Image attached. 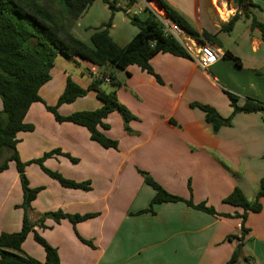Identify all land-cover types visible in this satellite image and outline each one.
I'll return each instance as SVG.
<instances>
[{"label": "crops", "instance_id": "obj_1", "mask_svg": "<svg viewBox=\"0 0 264 264\" xmlns=\"http://www.w3.org/2000/svg\"><path fill=\"white\" fill-rule=\"evenodd\" d=\"M163 1L200 34L192 39L208 43L217 52L215 63L203 69L191 56L158 52L149 63L161 82L134 64L115 71L111 66L79 59L75 64L88 73L86 81L77 80L66 69L56 71L53 65L51 78L39 90L44 102H34L25 115L33 129L18 133L16 147L21 160L58 148L78 161L57 154L46 158L44 165L66 178L91 181L89 190L68 188L36 163L25 168L29 185L43 186L31 201L34 215L55 210L97 212L75 224L67 218L57 222L46 217L44 227H35L56 248L61 264H224L239 242V217L212 215L184 201L161 202L154 205L153 213H139L148 207L154 190L137 169L147 171L169 192L194 203L204 202L218 212L242 211L223 202L236 186L248 199L254 197L264 177L263 112H237L229 125L214 131L205 113L190 103L209 104L224 118L232 112L225 91L236 94L239 105L246 98L264 104V38L259 28L251 26L252 16L264 23V0H246L241 6L233 0ZM134 5L137 10L133 14L140 18L148 15L149 2L140 0ZM105 7L107 14L94 27L109 17ZM236 12L240 18L233 28L222 30ZM109 32L123 46L137 28L119 10L113 14ZM203 32L214 35L216 41L204 38ZM93 73L114 77V84L109 82L111 89L134 116L125 122L118 111H112L104 119L108 128L100 130L117 140V148H104L91 140L84 126L56 121L45 106L56 103L67 76L85 87ZM100 105L95 91L90 90L71 103L59 105L58 111L66 115ZM22 201L16 165L9 161L0 172V233L21 228ZM260 201L261 210L249 212L244 222L247 231L242 236V254L247 260L237 264H264V197ZM30 239L34 241L32 232L22 249L43 262L45 251L40 244H30V251L26 248Z\"/></svg>", "mask_w": 264, "mask_h": 264}, {"label": "trees", "instance_id": "obj_2", "mask_svg": "<svg viewBox=\"0 0 264 264\" xmlns=\"http://www.w3.org/2000/svg\"><path fill=\"white\" fill-rule=\"evenodd\" d=\"M95 0H0V153L8 149V154L0 161V172L8 167L9 161H14L23 192V201L19 205L23 209L21 228L15 232L0 233V264H61L55 247L49 244L36 230L35 227H44L46 217L59 221L67 218L72 224L97 215V212L85 214H70L62 210L49 211L34 215L32 213L31 201L43 186L31 187L25 173V168L31 163H36L51 178L60 185L68 188L89 190L91 181L89 179L77 181L64 177L59 171L48 168L44 160L54 154H62L72 162L78 159L68 153L61 152L56 148L44 152L41 157L23 161L17 152L18 133L31 131L33 125L25 121V115L34 102H44L39 90L51 78V68L58 55L65 56L77 62L79 59L87 61L96 66H111L119 70L126 69L129 65H137L142 70L153 74L158 81L160 77L152 69L149 60L158 52H168L181 57H190L184 47L170 34L165 33L164 27L156 14L148 10L145 18L127 12V8L138 0H127V8L117 5V0H101L108 6L109 17L100 25L93 28L89 38L91 45L85 44L75 37L68 29L66 22L70 23L79 18L83 12ZM168 14L169 18L176 22L190 37L199 38L200 34L193 29L178 13L170 8L163 0H157ZM241 6L246 0H233ZM58 3L60 8L55 4ZM123 11L127 14L131 24L136 26L137 32L123 46L118 45L110 35L109 28L112 24L115 11ZM240 18L236 12L221 29L231 30L235 22ZM64 20V21H63ZM251 26L257 27L264 38V23L259 22L254 16L251 17ZM202 36L209 41H216L214 35L203 32ZM227 55H230L226 52ZM231 56V55H230ZM93 76L87 86H82L71 76L66 77L65 86L58 96L54 105L45 104L46 109L51 112L56 121H68L84 126L91 140L97 142L104 148H117V140L108 137L101 130L108 128L104 119L112 111H118L125 122L133 119V114L118 100L115 89L104 90L101 88L103 77ZM110 83L114 84V77L108 74ZM93 90L101 105L93 110L73 111L63 115L58 111L59 105L71 103L78 97L84 96ZM232 112L229 117H222L218 111L209 104L191 102L192 107H198L205 113V119L214 131L222 125H229L233 115L237 112H257L262 109L264 118V104L252 98H246L242 105L237 103L238 96L232 92L225 91ZM143 177V181L151 186L154 194L147 208L140 212H154V205L161 202L184 201L187 205L207 212L212 215L239 217L241 219V236L239 242L232 251L230 258L224 264H237L241 259L247 260L242 254V236L247 228L244 226L249 212L261 210L260 198L264 197V177L260 180L257 191L252 199H248L239 187L223 198V202L239 206L241 212L233 214L218 212L213 206L204 202L194 203L191 198H183L166 190L147 171L137 169ZM31 212V213H30ZM32 232L35 242L40 244L45 251L43 262L36 260L22 249V243L27 235ZM237 237L228 235L227 238ZM90 245L91 241L82 239Z\"/></svg>", "mask_w": 264, "mask_h": 264}, {"label": "rangeland", "instance_id": "obj_3", "mask_svg": "<svg viewBox=\"0 0 264 264\" xmlns=\"http://www.w3.org/2000/svg\"><path fill=\"white\" fill-rule=\"evenodd\" d=\"M138 1H140V0H138ZM118 2L123 5L122 7L127 6V0H117V3ZM152 2H155V1L149 0V3L154 7ZM55 5L60 8L58 3H56ZM105 5L106 4H104L101 0H95L85 10V12H83V14L81 16L77 19H74L73 22L68 23V22H66V19H65V23L68 25L67 27H68L69 31L75 37L79 38L85 44L90 46L91 42H90L89 36H90L94 26L98 24V21H99L98 19L101 16L105 17V15L108 12V10L105 9L106 8ZM156 5H157V3H156ZM134 10H137V5L130 6L129 13L133 14ZM54 66L56 67V69H54L56 71L66 69L67 73H69L71 76L75 77L77 80H80V79L81 80L83 79L84 81L89 80V75L85 71V69H83L82 66H78V64H75V61H73L72 59H69L65 56L58 55L54 60ZM114 70L119 71L116 68H114ZM101 88L108 91L111 89V84L109 82L103 81L101 83ZM71 107H72V105H71ZM77 111H79V110H77ZM8 152H9L8 149H6V148L3 149L2 153H0V161H2V159L8 154ZM54 155H57V154H54ZM30 240L31 241H29L26 245L27 246L26 248L28 249V251H30L29 250L31 247L30 244L38 247V244L35 241H32V239H30Z\"/></svg>", "mask_w": 264, "mask_h": 264}, {"label": "built area", "instance_id": "obj_4", "mask_svg": "<svg viewBox=\"0 0 264 264\" xmlns=\"http://www.w3.org/2000/svg\"><path fill=\"white\" fill-rule=\"evenodd\" d=\"M145 1L149 2V0ZM148 7L156 14L162 23L165 33L173 36L201 68H208L210 65L216 62L218 58L217 52L208 43L197 41L188 36L176 22L169 18L168 14L163 8L159 7V9H157L151 4ZM93 76L100 75L93 73ZM103 80L105 82H109V75L105 74Z\"/></svg>", "mask_w": 264, "mask_h": 264}, {"label": "water", "instance_id": "obj_5", "mask_svg": "<svg viewBox=\"0 0 264 264\" xmlns=\"http://www.w3.org/2000/svg\"><path fill=\"white\" fill-rule=\"evenodd\" d=\"M155 2L157 3L158 7L163 8L160 2H158L157 0H155ZM258 111H259L260 113L263 112L262 109H260V110H258Z\"/></svg>", "mask_w": 264, "mask_h": 264}, {"label": "bare ground", "instance_id": "obj_6", "mask_svg": "<svg viewBox=\"0 0 264 264\" xmlns=\"http://www.w3.org/2000/svg\"><path fill=\"white\" fill-rule=\"evenodd\" d=\"M152 3H153L154 6H156V3L155 2H152ZM157 9H159V7Z\"/></svg>", "mask_w": 264, "mask_h": 264}]
</instances>
